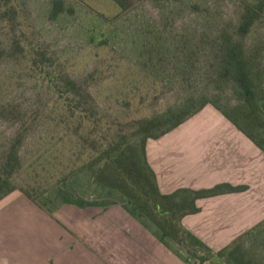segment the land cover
<instances>
[{"label": "rangeland", "instance_id": "rangeland-1", "mask_svg": "<svg viewBox=\"0 0 264 264\" xmlns=\"http://www.w3.org/2000/svg\"><path fill=\"white\" fill-rule=\"evenodd\" d=\"M52 1L11 0L18 10L16 21L0 18V159L18 127L6 109L28 111L35 102L52 100L49 91L38 93L40 75L30 67L25 50L12 45L13 38L23 46L44 43L59 69L84 85L97 109L110 117L161 113L193 94L224 107L237 103L233 85L218 77L212 62L219 33L234 32L243 4L257 0H170L167 10L156 1L142 0L127 12L112 0H63L70 10L51 19ZM5 3L0 0V11L8 6ZM243 44L260 71L257 84L263 93L264 13ZM54 128L49 117L24 141L25 168L16 177L18 186H27L25 180L32 174L26 168L31 160L27 157L36 150H51L42 155L47 161L35 166L41 173L45 167L50 183L74 166L79 142ZM50 155L54 159L46 157ZM244 239L248 255L264 264V227Z\"/></svg>", "mask_w": 264, "mask_h": 264}, {"label": "crops", "instance_id": "crops-1", "mask_svg": "<svg viewBox=\"0 0 264 264\" xmlns=\"http://www.w3.org/2000/svg\"><path fill=\"white\" fill-rule=\"evenodd\" d=\"M146 158L164 194L244 187L197 199L198 212L181 219L214 254L264 220V152L212 105L149 139ZM0 264L226 263H200L131 200L80 169L36 201L20 191L0 200Z\"/></svg>", "mask_w": 264, "mask_h": 264}, {"label": "trees", "instance_id": "trees-1", "mask_svg": "<svg viewBox=\"0 0 264 264\" xmlns=\"http://www.w3.org/2000/svg\"><path fill=\"white\" fill-rule=\"evenodd\" d=\"M5 1L8 6L0 11V18L14 23L18 10L11 0ZM112 1L121 12H127L142 0ZM153 1L162 10H167L170 4V0ZM68 10L63 0H53L50 18L56 19ZM263 13L264 0L245 3L234 32L222 30L218 35V54L212 62L213 69L220 79L232 84L236 90L237 103L234 106L224 107L207 100L204 95L193 94L164 112L135 119L114 118L105 112L101 113L87 88L59 69L55 56L44 43L23 46L20 39L13 38L12 45L25 50L24 56L30 67L40 75L42 83L37 85L38 93L47 90L52 100L35 102L28 111H21L14 106L6 109L8 119L18 121V127L7 140L1 154L0 200L14 191H20L30 200L36 201L53 186L66 181L75 171L85 169L98 184L115 189L131 200L142 214L200 263L216 257L226 264H262L248 255L244 238L264 227V220L215 254L181 225L182 217L198 212L195 205L197 199L242 191L244 187L223 183L208 189L184 188L164 194L147 161L146 143L149 139L163 136L211 104L264 152V111L260 107L264 92L260 93L257 84L260 71L255 69L253 58L245 51L243 44L245 36L262 19ZM50 69L55 73H49ZM49 117L54 122V129L61 135L75 137L79 142L74 166L67 168L66 173L50 183L47 181L50 174L45 167L41 173L35 166L38 162L41 165L42 161H47L43 156L51 150H45V154L44 151L36 150L27 157L31 160L26 168L32 173L25 180L27 186H18L16 177L25 168L23 143L38 124L46 122ZM128 127L130 129L127 131ZM57 137L62 139L60 135ZM46 157L54 159L53 155Z\"/></svg>", "mask_w": 264, "mask_h": 264}]
</instances>
